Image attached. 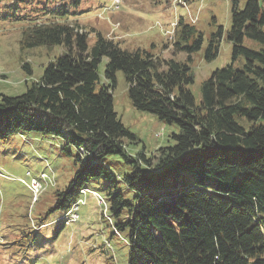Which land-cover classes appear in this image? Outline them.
Returning <instances> with one entry per match:
<instances>
[{
  "label": "trees",
  "instance_id": "trees-1",
  "mask_svg": "<svg viewBox=\"0 0 264 264\" xmlns=\"http://www.w3.org/2000/svg\"><path fill=\"white\" fill-rule=\"evenodd\" d=\"M80 5L0 0L2 20L27 25L22 48L64 49L41 78L26 82L23 94L0 95V142L15 133H67L69 144L88 156L68 187L54 192L48 213L67 210L91 180L112 178L100 162L116 155L132 166L125 181L137 192L126 200L110 190L116 189L112 180L106 193L110 216L119 221L116 232H127V264H264V0H247L232 11L226 37L231 63L202 82L198 105L188 90L191 55L202 46L193 25L179 17L175 28L173 48L186 54L183 62L123 49L99 33L88 49L87 34L68 25ZM221 39L218 28L205 60L215 57ZM238 57L240 69L234 67ZM102 58L105 83L98 72ZM22 69L31 75L28 63ZM119 71L135 109L178 128L174 145L158 150L155 165L126 149L124 141L134 135L117 119L111 96Z\"/></svg>",
  "mask_w": 264,
  "mask_h": 264
},
{
  "label": "rangeland",
  "instance_id": "rangeland-1",
  "mask_svg": "<svg viewBox=\"0 0 264 264\" xmlns=\"http://www.w3.org/2000/svg\"><path fill=\"white\" fill-rule=\"evenodd\" d=\"M235 1L234 5L233 0H181L188 7L187 13L176 0H120L119 10L112 13L115 0H81L79 11L72 12L68 25H76L79 33L87 34L88 49L95 44L99 33L123 49L144 50L161 60L172 58L183 62L187 59L186 54L175 52L172 40L163 33L170 30V24L177 17L182 16L187 21L189 16H196L194 28L202 36V46L199 52L191 55L194 82L188 90L198 105L202 82L212 72L231 63V44L226 39L231 14L234 8L242 10L247 0ZM3 15L0 11V95L14 97L25 92L26 81L29 84L41 78L49 62L61 56L64 49L54 45L22 48V32L27 25L4 21ZM218 28L222 29V39L217 54L211 60H205L210 37ZM245 45L251 46L248 40ZM26 62L30 76L22 69ZM105 64L106 58H102L98 66L103 83ZM242 64L243 58L238 57L234 67L240 69ZM111 96L117 119L134 135L133 141H124L128 144L126 149L133 156L137 152L143 153L151 165H155L158 150L174 145L171 136L178 132L177 126L135 109L128 99L121 71L115 75ZM259 122L264 125V121ZM65 136L15 133L0 142V264H127V232H116L114 227L119 221L113 219L109 211L103 215V209L92 196L88 195L86 205L80 207L79 219L74 223L54 222L62 215L61 211L48 213L54 205V192L64 191L82 162L88 160L86 154L69 144L67 133ZM100 164L109 170L112 178L102 176L85 187L100 193L108 206L107 187L113 180L116 189L110 190L132 201L137 192L125 181V177L133 172L132 166L116 155L107 156ZM41 173L52 178L53 184L49 182L46 190L36 197L21 180L39 179Z\"/></svg>",
  "mask_w": 264,
  "mask_h": 264
},
{
  "label": "built area",
  "instance_id": "built-area-1",
  "mask_svg": "<svg viewBox=\"0 0 264 264\" xmlns=\"http://www.w3.org/2000/svg\"><path fill=\"white\" fill-rule=\"evenodd\" d=\"M41 178L44 179L45 176L41 175ZM30 188L33 191V193L39 194L42 190V186L38 180H32L30 184Z\"/></svg>",
  "mask_w": 264,
  "mask_h": 264
},
{
  "label": "bare ground",
  "instance_id": "bare-ground-1",
  "mask_svg": "<svg viewBox=\"0 0 264 264\" xmlns=\"http://www.w3.org/2000/svg\"><path fill=\"white\" fill-rule=\"evenodd\" d=\"M26 50H28V49H26ZM27 63V62H26ZM32 81V80H31ZM27 82V81H26Z\"/></svg>",
  "mask_w": 264,
  "mask_h": 264
}]
</instances>
